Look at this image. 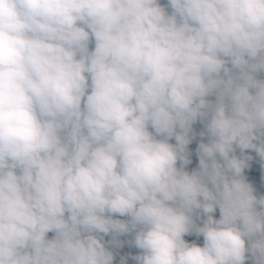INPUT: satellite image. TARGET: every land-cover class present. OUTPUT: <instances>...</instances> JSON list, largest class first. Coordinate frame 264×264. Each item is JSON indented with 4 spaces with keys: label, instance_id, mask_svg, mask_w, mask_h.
I'll use <instances>...</instances> for the list:
<instances>
[{
    "label": "clouds",
    "instance_id": "1",
    "mask_svg": "<svg viewBox=\"0 0 264 264\" xmlns=\"http://www.w3.org/2000/svg\"><path fill=\"white\" fill-rule=\"evenodd\" d=\"M0 264H264V0H0Z\"/></svg>",
    "mask_w": 264,
    "mask_h": 264
}]
</instances>
